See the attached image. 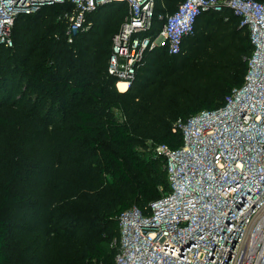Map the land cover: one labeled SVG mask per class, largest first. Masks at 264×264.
<instances>
[{
    "label": "trees",
    "instance_id": "1",
    "mask_svg": "<svg viewBox=\"0 0 264 264\" xmlns=\"http://www.w3.org/2000/svg\"><path fill=\"white\" fill-rule=\"evenodd\" d=\"M182 1L155 0L144 34H156ZM71 8L64 1L18 14L13 45L0 44V128L15 123V109L23 110L47 136L35 153L32 184L22 192L15 190L17 157L0 162V264H116L110 240L118 235V214L133 205L144 208L169 189L166 158L155 156L153 147L180 146L182 131L172 130L176 120L223 105L247 71L248 28L224 5L195 15L178 52L148 51L128 87L118 90L108 60L127 4L97 5L87 14L88 26L68 42L65 13ZM75 145L95 168L75 160ZM75 194L86 197L79 213ZM21 212L27 233L42 238L26 261L15 243ZM58 243L64 248L54 253Z\"/></svg>",
    "mask_w": 264,
    "mask_h": 264
},
{
    "label": "built area",
    "instance_id": "2",
    "mask_svg": "<svg viewBox=\"0 0 264 264\" xmlns=\"http://www.w3.org/2000/svg\"><path fill=\"white\" fill-rule=\"evenodd\" d=\"M64 1L72 5L65 13L71 42L88 26L91 10L114 0H0V44L13 45L18 14ZM118 1L128 9L108 60L118 90L120 83L128 87L148 51L178 52L200 10L230 7L247 26L252 50L242 84L223 105L178 118L172 130L180 129L183 139L177 148L153 147L155 156L166 158L169 189L144 208L133 205L118 214V235L110 240L115 263L264 264V2L183 0L156 34H144L155 0Z\"/></svg>",
    "mask_w": 264,
    "mask_h": 264
},
{
    "label": "rangeland",
    "instance_id": "3",
    "mask_svg": "<svg viewBox=\"0 0 264 264\" xmlns=\"http://www.w3.org/2000/svg\"><path fill=\"white\" fill-rule=\"evenodd\" d=\"M121 6V10H126L124 5ZM128 10V9H127ZM24 83H21V85ZM30 93L33 99H38L39 93L32 87ZM22 91V86L15 91V96H19ZM27 95V94H26ZM64 110V106H61ZM16 121L13 125L0 128V162L3 163L5 160L9 162V156H16L19 162V177L15 181V190L22 192L24 188L31 186L32 181L35 177L36 171L34 167V158L37 149L40 148L41 144L46 141L47 136L42 132L36 130L27 120L25 111L14 110ZM75 160L83 163L88 168H95V162L91 156L84 151L80 146H74ZM76 204L74 211L82 212L86 206V197L84 195H74ZM21 221L19 222L20 228L16 229V245L19 244L20 253L23 254V260L26 261L32 255L37 254V249L42 244V238L38 233H27L25 224L27 222L26 214L20 213ZM26 229V231H25ZM64 245L58 243L54 247V253L62 251Z\"/></svg>",
    "mask_w": 264,
    "mask_h": 264
},
{
    "label": "bare ground",
    "instance_id": "4",
    "mask_svg": "<svg viewBox=\"0 0 264 264\" xmlns=\"http://www.w3.org/2000/svg\"><path fill=\"white\" fill-rule=\"evenodd\" d=\"M119 85L121 86V90H124L126 88V84L124 83H120Z\"/></svg>",
    "mask_w": 264,
    "mask_h": 264
},
{
    "label": "water",
    "instance_id": "5",
    "mask_svg": "<svg viewBox=\"0 0 264 264\" xmlns=\"http://www.w3.org/2000/svg\"><path fill=\"white\" fill-rule=\"evenodd\" d=\"M190 242H191V240H189L187 244H189Z\"/></svg>",
    "mask_w": 264,
    "mask_h": 264
}]
</instances>
